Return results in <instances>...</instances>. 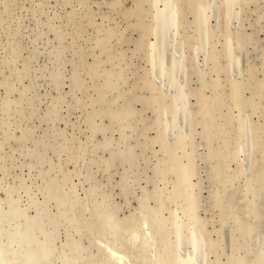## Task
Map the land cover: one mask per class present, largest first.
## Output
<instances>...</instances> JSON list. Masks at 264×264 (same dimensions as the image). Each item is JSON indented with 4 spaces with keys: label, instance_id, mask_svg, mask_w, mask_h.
<instances>
[{
    "label": "rangeland",
    "instance_id": "1",
    "mask_svg": "<svg viewBox=\"0 0 264 264\" xmlns=\"http://www.w3.org/2000/svg\"><path fill=\"white\" fill-rule=\"evenodd\" d=\"M0 248L264 264V0H0Z\"/></svg>",
    "mask_w": 264,
    "mask_h": 264
},
{
    "label": "bare ground",
    "instance_id": "2",
    "mask_svg": "<svg viewBox=\"0 0 264 264\" xmlns=\"http://www.w3.org/2000/svg\"><path fill=\"white\" fill-rule=\"evenodd\" d=\"M220 10H221V9H220ZM153 46H154V45H153ZM155 47H156V46H155ZM150 49H151V48H150ZM150 52H151V51H150ZM153 54H154V53H153ZM155 57H156V56H155ZM157 57H158V55H157ZM237 62H238V61H237ZM233 89H235V87H234ZM238 92H239V91H238ZM238 92H237V93H238ZM223 97H224V96H223ZM228 97H229V96H228ZM234 97H235V96H234ZM234 97H233V98H234ZM235 99H236V98H235ZM243 99H244V98H243ZM227 100H228V99H227ZM229 100H230V99H229ZM233 101H235V100H233ZM238 101H239V100H238ZM238 101H237V102H238ZM216 102H217V101H216ZM221 102H222V101H221ZM218 103H219V102H218ZM220 104H221V103H220ZM238 104H239V103H238ZM216 105H217V104H216ZM239 105H240V104H239ZM240 106H242V105H240ZM215 107H216V106H215ZM215 107H214V108H215ZM239 109H240V108H239ZM242 117H243V116H242ZM242 117H241V118H242ZM189 120H190V119H189ZM237 121H238V120H237ZM239 131H240V130H238V132H239ZM190 134H191V133H190ZM190 134H189V135H190ZM242 135H243V133H242ZM244 138H245V137H244ZM181 141H182V140H181ZM181 141H180V142H181ZM182 142H184V141H182ZM182 144H183V143H182ZM181 147H182V146H181ZM210 160H211V159H210ZM186 182H187V181H186ZM187 183H189V182H187ZM249 185H250V184H249ZM249 188H250V187H249ZM251 188H252V187H251ZM181 190H182V189H181ZM247 190H248V188H247ZM194 201H195V200H194ZM161 203H162V202H161ZM190 204H191V203H190ZM157 206H158V205H157ZM194 206H195V204H194ZM190 208H192V207H190ZM194 208H195V207H194ZM188 209H189V207H188ZM184 213H185V212H184ZM183 216H184V215H183ZM73 220H74V219H73ZM193 242H194V240L192 239L191 243L193 244ZM144 245H145V244H144ZM144 245H143V246H144ZM198 246H199V245H198ZM141 247H142V246H141ZM193 247H194V246H193ZM13 248H14V247H13ZM19 248H20V247H19ZM142 248H143V247H142ZM194 248H195V247H194ZM2 249H3V248H2ZM2 249L0 248V251H1ZM25 249H26V248H25ZM35 250H36V248H35ZM47 250H48V249H47ZM51 250H52V249H51ZM2 251H4V250H2ZM5 251H6V250H5ZM15 251H16V250H15ZM33 251H34V250H33ZM2 253H3V252H2ZM31 253H32V252H31ZM31 253H30V254H31ZM46 253H47V252H46ZM5 254H6V253H5ZM7 254H8V253H7ZM16 254H17V253H16ZM41 254H42V253H41ZM7 258H8V257H7ZM20 258H21V257H20ZM23 258H24V257H23ZM25 258H29V256H28V257L25 256ZM10 260H11V259H10ZM21 260H22V259H21ZM18 261H19V260H18ZM18 261H17V262H18ZM23 261H24V260H23ZM26 261H27V260H26ZM111 261H112V260H111ZM1 262H2V261H1ZM4 262H5V261H4ZM19 262H20V261H19ZM41 262H42V261H41ZM118 262H119V261H118ZM9 263H10V262H9ZM9 263H8V264H9ZM4 264H6V263H4ZM17 264H18V263H17ZM21 264H22V263H21ZM47 264H48V263H47Z\"/></svg>",
    "mask_w": 264,
    "mask_h": 264
}]
</instances>
